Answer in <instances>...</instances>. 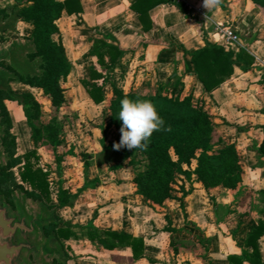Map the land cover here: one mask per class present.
I'll use <instances>...</instances> for the list:
<instances>
[{"label":"crops","instance_id":"0c3cea01","mask_svg":"<svg viewBox=\"0 0 264 264\" xmlns=\"http://www.w3.org/2000/svg\"><path fill=\"white\" fill-rule=\"evenodd\" d=\"M134 1L81 0L82 12H63L57 23L68 56L74 65L68 79L87 76L88 67L93 63L90 39L100 34H115L121 45L128 49L124 57L125 68L118 82L125 91L157 93L161 83L165 81L170 83L168 89L171 92L177 79L185 74V95L194 80L191 53L212 44L231 47L235 53L243 48L247 49L256 58L253 67L244 71L242 64L236 63L234 74L212 94H205L206 109L214 122L224 129L226 140L235 143L238 149L246 182L240 187L238 194H234L228 187L211 188L212 193H217L216 212L212 202L209 206V200H212L207 196L205 186L195 180L192 192L184 198L185 210L181 207L183 219H171L172 226L179 230L172 234L156 230L166 225L167 220L156 219L157 213L153 210L155 214L142 215L145 209L138 213L142 207L147 209V201L137 192L133 181L126 182L127 177H120V182H109L98 171L91 178L99 177L100 183L84 192L96 190L98 187H115L127 196V202H124L122 219H116L112 214L108 215L112 219H102L99 215L96 224L116 230L124 229L145 237L148 257L134 259L130 248L106 249L89 239L68 240L67 264H210V260L211 264H229L227 255L242 252L240 244L249 231L258 225L264 211V200L260 197V192L264 189V157L257 151L264 138V9L252 0H222L220 6L208 12V19L204 20L202 0H185L194 7L191 17H187L176 4L163 3L151 11L153 30L144 34L140 32L143 26L139 14L131 7ZM217 21L232 25L240 35V41L227 44L215 34L214 25ZM18 26L27 35L32 31L31 23L21 19ZM171 39H175V42L170 43ZM144 42L147 43L146 46ZM16 84L24 91L36 89L43 92L40 88L22 82ZM69 84L66 82L65 87ZM77 90H84L82 84H79ZM89 99L103 112L101 106H109L113 99L112 87H106V100L103 105L94 103L90 96ZM116 133L118 131L114 128L107 129L108 144L112 136H117ZM94 135L99 137L96 146L100 147L101 152L102 129L95 126ZM94 159L91 170L95 166L102 168L103 163L99 164L95 156ZM90 204L94 207L89 217L101 206L96 200ZM87 220L89 219L79 221ZM202 238L208 247V258L204 257L206 251L201 245ZM174 239L177 244L172 243ZM178 239L191 240L194 247L183 248L178 244ZM260 246L264 260V236L260 240ZM149 257L154 261H150Z\"/></svg>","mask_w":264,"mask_h":264},{"label":"trees","instance_id":"16d2710c","mask_svg":"<svg viewBox=\"0 0 264 264\" xmlns=\"http://www.w3.org/2000/svg\"><path fill=\"white\" fill-rule=\"evenodd\" d=\"M257 6L264 9V0H252ZM176 4L187 16H192V10L186 4L175 3L173 0H135L131 7L139 14L142 23L141 33H150L153 30V20L151 11L163 4ZM15 11L18 18L32 25L31 41L37 46L36 50L30 53V58L41 57L39 73H17V76L9 78L11 82H22L31 87L43 90L58 112L68 101L64 83L74 70V65L70 60L63 35L57 21L62 17L64 11L69 14L83 11L81 0H17ZM5 16V8L1 9ZM204 36V33H202ZM91 55L93 63L88 67L87 76L80 81L85 87L90 98L96 104H103L106 100V87L110 85L113 90V99L109 106L103 109L102 121L96 126L102 129L103 137L100 139L102 160L111 162L109 153L113 149L114 143H107V129L114 128L120 133L122 121L119 119L120 101L128 96L130 99L149 100L154 103L159 115L165 121V128L170 127V131H156L148 140L146 150L126 148L120 149V162H128L135 166L139 163L140 157L145 159L142 169L133 177V182L137 187V192L146 201L162 205L168 199L181 200V207L185 210L184 198L193 190L195 180L200 181L205 186L209 198L212 200L214 208L217 210L216 198L209 194V188L213 186H223L232 189L234 194L239 193L240 187L246 182V175L240 162V156L235 143L226 140L224 134L218 135L217 124L205 106V94H212L235 71V64L241 63L242 70L248 71L256 62L255 56L247 49L235 53L231 47L220 44H212L194 51L192 63L194 66V80L187 94L182 95L185 87V74L177 79V83L172 91L168 89L170 83H161L157 93L144 92L142 90L125 91L119 86V76L124 71V57L128 52L115 34L107 33L94 36L90 39ZM171 39L170 43H174ZM144 46L147 43H143ZM179 46H183L177 43ZM187 53V50H185ZM3 65V62H0ZM10 90L0 88V116L5 124L4 135L2 137L5 150L11 159L7 165H1L0 170V192H4L12 201L11 193L18 187H23L18 182L13 167L24 162L20 177L24 183L29 184L30 196L41 200L57 209L73 206L80 194L88 188H95L100 183L99 177L91 178V166L95 159L91 153H84L85 182L77 192H72L63 184V180L58 184L55 196L51 188L49 171L40 163L38 149L31 148L23 155H17V138L12 132L13 120L11 113L5 103L6 99H16L22 105L28 125L32 129L35 145L38 143L39 128L35 120L41 113V105L30 90L17 93L10 84ZM200 92V94H197ZM106 122L108 124L106 125ZM264 131V126H263ZM257 151L264 157V138L258 145ZM91 157L92 161H88ZM62 157L57 155L58 169L61 173L60 162ZM196 166L193 167V163ZM122 163L112 166V170H119ZM184 181L189 182L187 188ZM181 183L182 195H174L173 184ZM116 182H120L119 179ZM262 200H264V189L261 190ZM56 201V202H54ZM101 206L94 210V213L86 222L64 221L51 223L45 228L46 234L55 233L57 239L64 246L66 255V241L89 239L98 243L106 249H127L130 248L134 259L147 256V242L145 237L134 235L124 229L116 230L110 227H101L96 224V219L100 215ZM258 225L252 228L246 239L240 244L242 252L240 254H228L229 264H264L260 240L264 236V211ZM166 214L167 224L157 231H168L172 234L179 231L172 226V220ZM187 219V218H186ZM201 240V245L205 249V258H208V247ZM177 244L176 240H172ZM150 261H154L149 257ZM210 260V259H209ZM210 260V264H211ZM55 264H67L66 262L55 261ZM186 264H190L189 262Z\"/></svg>","mask_w":264,"mask_h":264},{"label":"rangeland","instance_id":"374dc122","mask_svg":"<svg viewBox=\"0 0 264 264\" xmlns=\"http://www.w3.org/2000/svg\"><path fill=\"white\" fill-rule=\"evenodd\" d=\"M16 1L17 0H0V51L10 54L6 59L0 60V62L4 63L3 65L0 64V67L13 76H17V73H39L41 71L39 67L41 57L36 56L37 58L35 59L30 58V53L36 50L37 46L31 41V33L27 35V32L23 30V28L20 29L18 26L20 18L16 15L14 7ZM4 8L7 16L1 11V9ZM21 26L24 27V24ZM66 82L70 83L68 87H65ZM66 82L64 83V87L66 88L68 101L58 112L55 111L49 98L45 96L43 92L36 89L30 90L41 105V113L35 120V123L39 128L37 145H35L36 143L32 135V129L27 123L23 105L16 99L5 100L13 120L12 132L17 138V155H23L31 148L36 147L38 149L40 163L49 171L53 196H55L58 184L62 180L64 186L72 192H77L80 187L83 186L85 182V152L91 153L95 156L97 161L103 159V156L100 155V147L96 146V143L99 142V137H95L94 135V127L96 126L94 122L99 123L102 121V111L99 107L92 104L89 99V94L83 85L84 90H77L79 84H82L80 79H75L73 77ZM10 84L15 92L21 93L24 91L20 88L21 86L16 84V82L13 81ZM101 107L104 109L107 106ZM100 113L101 115H99ZM4 125L5 124L1 121L0 126ZM216 132L218 135H223L224 129L217 126ZM3 135L4 130L0 131V147L2 148L4 145L1 143ZM116 135L117 136L114 135L110 138V143L119 142L121 134L116 133ZM57 155L62 157L60 162L61 173L58 169L59 164L57 161ZM120 157L121 154L119 153V150H115L113 147L112 151L109 153L111 162L104 161L102 168L100 166L93 167L90 176L93 177L98 171H100V173L104 174L103 176L106 177V181L108 180L109 182H115L117 179H121L120 177H127L125 180L126 182L133 181L134 175L139 169L144 167L145 159L140 157L141 163L132 166L129 165L127 161L120 162ZM10 159L11 157L5 150L4 155L0 156V166L7 165ZM87 159L88 161H92L91 157H87ZM118 163H122L123 167L119 170H112L111 167ZM23 164L24 162L14 166L12 169V171L15 172L18 182L23 185V187L16 188L13 191V194L11 193L15 206L9 203V198L4 192H1L4 203L11 205L15 210H18L16 200L21 198L24 199L28 197L29 205L34 206L32 202L33 197L29 194L31 187L29 184L24 183L20 177V171L23 169ZM195 166L196 162L193 163V167ZM183 182H185L187 188L190 187L189 182L184 180ZM181 183L182 182L179 181V183L173 184V194L178 197L182 195V190H180ZM213 187H210L209 191ZM214 193L211 191L209 192L210 195L213 194L216 198L217 193ZM113 196H115V198ZM207 196H209L208 192ZM260 197L262 199L261 192ZM126 198L127 196L119 192L115 187L109 189H101L98 187L96 190L82 192L73 206L57 209L56 217L58 219H63L64 221L88 219L94 207L90 202L96 200L101 205L100 216H102V219H112L108 216L109 214H112L116 219H122L124 216V202H127ZM88 200L90 202H88ZM211 202L212 201L209 200V206H211ZM43 203L49 209L51 208L49 204L45 202ZM180 203V198L168 199L162 205L147 201V209L142 207L138 210V213H142L145 209V212L143 211L144 213L142 215L155 214L154 212H156V219H166V214H169L172 219H183V210L181 209ZM222 214H224V210L222 211ZM177 241L183 248L192 249L194 247L191 245L193 244L191 240L178 239ZM32 260L36 261L33 257ZM53 260V264H55V261H58L56 258Z\"/></svg>","mask_w":264,"mask_h":264},{"label":"water","instance_id":"95a60500","mask_svg":"<svg viewBox=\"0 0 264 264\" xmlns=\"http://www.w3.org/2000/svg\"><path fill=\"white\" fill-rule=\"evenodd\" d=\"M9 55L0 51V60ZM12 76L0 67V88L11 91L8 80ZM4 129L5 125L0 126V131ZM4 151L3 145L0 156L4 155ZM28 200V197L17 199L18 210H15L4 203L0 194V264H53L54 258L66 262L68 256L56 234L48 235L45 231L47 225L60 222L56 217L57 208L49 209L41 200L34 198V206H31Z\"/></svg>","mask_w":264,"mask_h":264},{"label":"clouds","instance_id":"9594fccd","mask_svg":"<svg viewBox=\"0 0 264 264\" xmlns=\"http://www.w3.org/2000/svg\"><path fill=\"white\" fill-rule=\"evenodd\" d=\"M222 0H202L201 7L205 10L204 20L207 13L218 8ZM195 26V25H194ZM119 119L122 121L120 128V140L114 143L115 150L140 149L146 150L148 140L156 131H170L165 128V121L159 115L156 106L149 100L130 99L125 96L120 101Z\"/></svg>","mask_w":264,"mask_h":264},{"label":"built area","instance_id":"2783aa9c","mask_svg":"<svg viewBox=\"0 0 264 264\" xmlns=\"http://www.w3.org/2000/svg\"><path fill=\"white\" fill-rule=\"evenodd\" d=\"M173 2L186 4L189 7V9L192 10V12L194 10V7L186 3L185 0H173ZM214 26H215L214 27L215 34L223 38L227 44H234L240 41V35L238 34L237 30L232 25L228 24L227 22L217 21Z\"/></svg>","mask_w":264,"mask_h":264},{"label":"flooded vegetation","instance_id":"af4514ba","mask_svg":"<svg viewBox=\"0 0 264 264\" xmlns=\"http://www.w3.org/2000/svg\"><path fill=\"white\" fill-rule=\"evenodd\" d=\"M0 194H1V192H0ZM12 194H13V192H12ZM1 196H2V199H3V195L2 194H1ZM8 202L11 203L13 206H15V202H14L13 197H12V201L8 200Z\"/></svg>","mask_w":264,"mask_h":264}]
</instances>
